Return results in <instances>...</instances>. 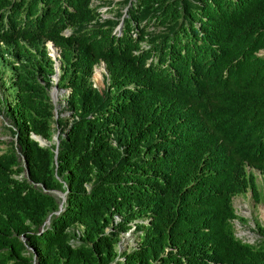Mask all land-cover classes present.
I'll return each mask as SVG.
<instances>
[{"label": "trees", "instance_id": "16d2710c", "mask_svg": "<svg viewBox=\"0 0 264 264\" xmlns=\"http://www.w3.org/2000/svg\"><path fill=\"white\" fill-rule=\"evenodd\" d=\"M92 1L0 0V264H264L231 225L264 176V0H126L119 35Z\"/></svg>", "mask_w": 264, "mask_h": 264}, {"label": "rangeland", "instance_id": "374dc122", "mask_svg": "<svg viewBox=\"0 0 264 264\" xmlns=\"http://www.w3.org/2000/svg\"><path fill=\"white\" fill-rule=\"evenodd\" d=\"M125 4L126 0H95L92 2V6H98L97 9L104 19H110L115 22L113 25V30L118 34H121L122 32V23L125 20H128L126 18L127 4ZM145 25H147V23H145ZM152 28L153 25H149L148 31H151ZM133 33V31H130L131 35H134ZM142 47L145 48L143 45ZM258 55H264V51H260ZM91 83L98 91H101L106 86L107 82L103 64H99L95 67L91 77ZM51 86H53V84H50L47 87L48 93L51 90ZM64 95L65 94H63V92H60L57 95L58 97H56L54 105L56 112H62L64 109ZM63 115L67 116L68 113L63 111L61 116ZM11 130H13L11 119L6 116L5 113L0 112V153L3 152L6 149L7 144L14 139L13 135L11 134ZM54 135L55 134H53V136ZM53 136L51 140L52 143L55 140ZM43 142L49 145L47 141ZM252 174L255 177L254 181L257 186L258 200L253 197L250 190H247L245 193L232 198V206L237 217L232 222L234 235L243 242L250 244L255 243L259 239L258 233L255 231V223L264 225V178L257 171L253 170ZM131 233L132 232L130 231L127 234L121 236L118 251L126 248L128 249L134 244L133 235Z\"/></svg>", "mask_w": 264, "mask_h": 264}, {"label": "clouds", "instance_id": "9594fccd", "mask_svg": "<svg viewBox=\"0 0 264 264\" xmlns=\"http://www.w3.org/2000/svg\"><path fill=\"white\" fill-rule=\"evenodd\" d=\"M95 1V0H94ZM94 1H92V2H94ZM91 2V3H92ZM129 4V3H128ZM98 11V10H97ZM99 16H100V18L101 19H104L101 15H100V13H99ZM123 24V23H122ZM65 35H68V33H69V30L67 31V30H65L64 32H63ZM113 33H115L116 35H119L118 33H116V32H114V30H113ZM134 36V35H133ZM51 47L55 50V53H53L52 51H51ZM45 48H46V51H47V55L49 56V58L53 61V74L50 76V84H53V86L54 85H56V90H55V95H54V97H51L50 96V94H51V90H50V92L48 93V96H49V98H50V101H51V103H52V105H53V114H54V117H56L57 116V112H56V110H55V100H56V95L57 94H59L60 92H63V94H65L64 95V98H63V101H64V99H65V97H67V95H68V89L67 88H58V78H59V65H60V61H59V50L51 43V42H49V41H47L46 43H45ZM99 64H103L102 62H99L98 64H96V65H94L93 66V68H92V73H91V75H90V78H89V81H90V85H91V87L92 88H95L93 85H92V83H91V77H92V74H93V72H94V70H95V67L97 66V65H99ZM104 66V65H103ZM105 70V69H104ZM105 78H106V71H105ZM3 80L4 81H6L7 82V78L6 77H3ZM107 82V81H106ZM53 86H51V89H52V87ZM3 89V88H2ZM96 89V88H95ZM3 94H4V97L5 96H7L8 95V91L7 90H5V89H3ZM58 97V96H57ZM52 98V99H51ZM65 106V105H64ZM66 112V111H65ZM62 113V112H61ZM67 113V112H66ZM63 116H66V115H63ZM68 116V115H67ZM12 127H13V125H12ZM13 130H14V127H13ZM57 134H58V132L56 131L55 132V140H54V142H53V144L55 145V142H57V144H58V141H57ZM32 135H34V134H31V136ZM35 136H37V135H35ZM53 136V137H54ZM39 137V136H38ZM13 142L15 143V136H13ZM32 138V137H31ZM40 138V137H39ZM42 139V138H41ZM43 141H46V140H44V139H42ZM51 140H52V138H51ZM51 143H52V141H50ZM50 142H48V143H50ZM45 144V143H44ZM57 144H56V148H57ZM39 145V144H38ZM42 146H47V144H45V145H42ZM54 152H55V148H54ZM257 171L263 178H264V176L260 173V171H258L257 169H254V168H246V171L248 172V173H250L252 176H253V179L255 178L254 177V175L252 174V171ZM254 183H255V181H254ZM255 185H256V183H255ZM247 190H250V189H247ZM246 190V191H247ZM245 191V192H246ZM256 191H257V186H256ZM245 192H243V193H245ZM250 192L252 193V191L250 190ZM243 193H241V194H243ZM241 194H237V195H234V196H238V195H241ZM253 195V194H252ZM234 196H232V198L234 197ZM255 198V197H254ZM256 200H258V191H257V197L255 198ZM231 207H232V209H233V213L235 214V212H234V208H233V206H232V199H231ZM235 216H236V214H235ZM237 217H235L234 219H232L231 220V225H232V222H233V220H235ZM258 224H260V223H258ZM261 225V224H260ZM232 230H233V228H232ZM128 233V232H127ZM127 233H125V234H127ZM233 234H234V231H233ZM235 236V235H234ZM258 236H259V239H258V241L260 240V235L258 234ZM236 237V236H235ZM237 238V237H236ZM237 239H239V238H237ZM240 240V239H239ZM121 241V240H120ZM241 242H243L242 240H240ZM258 241H256L255 243H257ZM244 243H247V242H244ZM255 243H253V244H255ZM247 244H250V243H247ZM119 246V245H118Z\"/></svg>", "mask_w": 264, "mask_h": 264}, {"label": "water", "instance_id": "95a60500", "mask_svg": "<svg viewBox=\"0 0 264 264\" xmlns=\"http://www.w3.org/2000/svg\"><path fill=\"white\" fill-rule=\"evenodd\" d=\"M55 90H56V85H54V86L52 87V89H51V94H50L51 97H54V95H55ZM31 137H32L35 141H37V143H38L40 146L45 145L44 142H43V140H42L41 138H39L38 136L32 135ZM54 139H56L55 136H54ZM56 144H57V142H55V146H56ZM55 152H56V147H55ZM54 193H55L58 197H60V199H61L62 201L64 200L63 193H60V192H54ZM60 206H61V203L58 205V208H60ZM45 222H47V219L45 220Z\"/></svg>", "mask_w": 264, "mask_h": 264}, {"label": "bare ground", "instance_id": "6f19581e", "mask_svg": "<svg viewBox=\"0 0 264 264\" xmlns=\"http://www.w3.org/2000/svg\"><path fill=\"white\" fill-rule=\"evenodd\" d=\"M51 51L53 52V53H55V50L51 47ZM58 95V94H57ZM57 95H56V97H57Z\"/></svg>", "mask_w": 264, "mask_h": 264}]
</instances>
